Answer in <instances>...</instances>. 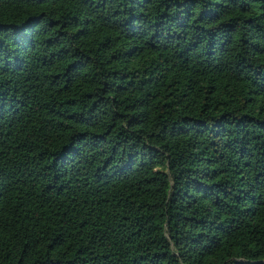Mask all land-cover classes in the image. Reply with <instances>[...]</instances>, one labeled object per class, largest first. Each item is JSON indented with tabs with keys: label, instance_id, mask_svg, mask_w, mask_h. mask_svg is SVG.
<instances>
[{
	"label": "trees",
	"instance_id": "1",
	"mask_svg": "<svg viewBox=\"0 0 264 264\" xmlns=\"http://www.w3.org/2000/svg\"><path fill=\"white\" fill-rule=\"evenodd\" d=\"M0 264H264V0H0Z\"/></svg>",
	"mask_w": 264,
	"mask_h": 264
}]
</instances>
